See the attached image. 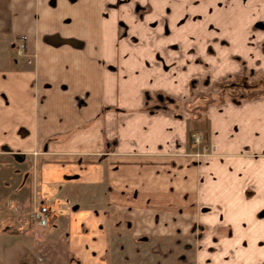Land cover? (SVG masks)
Masks as SVG:
<instances>
[{
    "label": "crops",
    "instance_id": "0c3cea01",
    "mask_svg": "<svg viewBox=\"0 0 264 264\" xmlns=\"http://www.w3.org/2000/svg\"><path fill=\"white\" fill-rule=\"evenodd\" d=\"M118 1L0 0V151L18 156L0 183L53 211L49 226L19 224L0 264H138L146 246L166 257L169 241L192 248V264H264V76L255 95L208 104L203 116L149 107L140 88L179 101L182 50L204 33L178 18L213 2ZM166 5L161 20L176 30L162 37L145 22L161 21L152 15ZM174 41V73L142 64L170 59ZM263 43L264 0H227L223 76L264 74ZM197 129L202 159L189 153Z\"/></svg>",
    "mask_w": 264,
    "mask_h": 264
},
{
    "label": "rangeland",
    "instance_id": "374dc122",
    "mask_svg": "<svg viewBox=\"0 0 264 264\" xmlns=\"http://www.w3.org/2000/svg\"><path fill=\"white\" fill-rule=\"evenodd\" d=\"M119 1L121 4L127 5L132 0ZM212 2V5L209 4L205 6H199V9L197 6L193 10H186L180 15V17L178 18L179 20L176 24V26L179 28L181 26L182 29L185 28V31L198 30L199 32L206 35V37L204 34L201 35L202 37H204H201L199 45L197 44L193 46L191 39L190 41H186V44L184 45V48L182 50V52L185 51L189 53V55L186 56V59L188 60V62H186L187 65H182L185 68L183 92H178V96L176 97V100H179L180 102L170 101V99H167L166 101L161 96L158 97V101H155L154 98L158 96L156 94H160V92L158 93L155 91L153 93L152 90L154 89L148 87H146V89L140 88V95L144 96L146 104L149 107L165 105V108L173 111L174 113L184 110V113H189L191 116H203V109L208 104H215L217 101H227V99L230 98H234L235 100L238 97L241 98L255 95V90L257 88H260L259 85L262 84V81L260 82L259 78L263 79L262 76H264V74L247 71V78L234 80L228 79L227 76H223L227 73V71H219V68L225 66V62H227L224 60V57L227 58V0H212ZM194 4L196 3L194 2ZM133 8L135 14H138L139 17L144 16L145 12L148 11L147 7L144 6L136 5ZM121 10L122 17L125 14H130V8H124ZM157 10L158 11H154V13H156L152 16L158 17L159 20H161V18L165 19L166 17H169V14L171 12L167 5L163 7V9L161 7ZM145 24L148 25L149 30H152V32H156L162 37L169 36L173 31L176 30L175 28H169L167 24L162 20L157 22L155 19H151V21L147 20ZM119 25L124 34H126L128 30H130L128 22L125 19H121ZM262 25L263 23L260 22L255 24L253 28H260ZM132 39V41H139L137 38ZM202 39L209 42V47L208 45L203 43ZM167 46L171 47L170 50L172 49V51L170 52L173 53L168 54L170 59L167 60L163 55L155 53L153 55L152 62L145 59L142 64H144L145 67L154 64V66H157L155 67V69H161V71L163 70L165 72H168V74L174 73L175 71L171 72L170 70H175L176 68H178V66L174 62L178 56V49L180 48V46H177L175 41L170 42L169 44H167ZM206 52L208 53V55H205ZM172 65H174V68H172ZM137 72L138 71L136 70L135 73L137 74ZM176 93L173 94L175 95ZM162 95H164V92ZM200 121L203 122L202 120ZM192 124L193 123L191 119L190 126H192ZM199 125H202V123ZM190 135L192 139L193 136H197L198 142L195 143L194 141H192V145L194 146V148H190L189 153L191 151L195 152L194 155L197 158L202 159V155L205 153L203 147L206 143L204 137L202 136L203 133L199 132L197 129L191 132ZM1 158H9L13 165L11 167H8V165L0 164V174L7 173L10 168V172H12V170L14 171V165L15 162L18 161V156L15 153L0 151V159ZM31 166L33 167L32 164ZM32 167H30L29 169L27 168L28 171H30L29 173H33ZM8 185L13 184L10 183L7 184V186ZM5 187V184L0 183V253L1 251H3L2 245L7 242L6 240H12L16 238L15 234L20 226L19 224L26 222L36 224L26 215V213L29 210H32L36 204H39V202H36L37 200L34 199L26 202V200H23V198L19 197V200H16L14 199V197L12 198V195L15 194V191H9L7 192V194H5L7 191ZM4 194H9L11 196H5ZM22 204L25 205L23 206ZM48 208L51 212H53L49 206ZM163 244L164 245L163 247H161V250H166V253L164 252V256L166 257L160 256L159 254H150V247L146 246V248H144L146 250H143V252H145L144 256H146L147 261L145 263L138 264H192V248H183L182 244L175 246L170 241L167 244ZM149 256L150 258L148 259Z\"/></svg>",
    "mask_w": 264,
    "mask_h": 264
},
{
    "label": "built area",
    "instance_id": "2783aa9c",
    "mask_svg": "<svg viewBox=\"0 0 264 264\" xmlns=\"http://www.w3.org/2000/svg\"><path fill=\"white\" fill-rule=\"evenodd\" d=\"M192 141L198 142V137L193 136ZM26 215L33 220L38 226L46 227L51 224L52 212L47 205L36 204L32 210H29Z\"/></svg>",
    "mask_w": 264,
    "mask_h": 264
},
{
    "label": "trees",
    "instance_id": "16d2710c",
    "mask_svg": "<svg viewBox=\"0 0 264 264\" xmlns=\"http://www.w3.org/2000/svg\"><path fill=\"white\" fill-rule=\"evenodd\" d=\"M203 137H204V139H206V137H205V136H203ZM191 139H192V138H191V135L189 134V140L191 141Z\"/></svg>",
    "mask_w": 264,
    "mask_h": 264
}]
</instances>
